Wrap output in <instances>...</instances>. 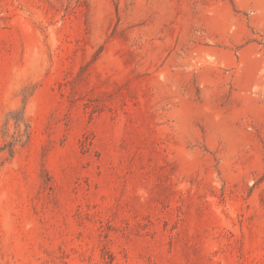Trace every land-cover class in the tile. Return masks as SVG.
Here are the masks:
<instances>
[{"label":"rangeland","instance_id":"1","mask_svg":"<svg viewBox=\"0 0 264 264\" xmlns=\"http://www.w3.org/2000/svg\"><path fill=\"white\" fill-rule=\"evenodd\" d=\"M0 264H264V0H0Z\"/></svg>","mask_w":264,"mask_h":264}]
</instances>
